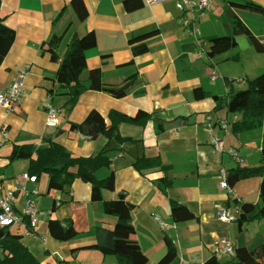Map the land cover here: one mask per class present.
<instances>
[{"label": "crops", "instance_id": "obj_1", "mask_svg": "<svg viewBox=\"0 0 264 264\" xmlns=\"http://www.w3.org/2000/svg\"><path fill=\"white\" fill-rule=\"evenodd\" d=\"M70 1L0 0V16L16 31L15 41L0 64V90L7 89L16 80L19 68L30 65L20 106L8 112L0 105V131L8 133L0 145V163L5 166L1 168L0 179L5 187L11 188L13 179L27 172L29 165V159L20 156L26 160L25 170L13 166L11 174L6 176L9 171L6 160L11 164L15 145L32 144L37 149L53 139L74 155L90 156L107 146L109 139L104 135L84 138L71 129L72 123L82 122L93 109L99 111L108 124L112 110L127 116L144 110L153 114L146 124L120 125L123 136L139 142L120 144L114 139L109 143L113 164L111 169L100 172L107 176L110 170L115 171L116 190H105L104 198L112 199L125 192L136 206L132 212L133 237L140 243L143 255L149 258L148 264H158L165 255L166 237L178 251L171 264H204L214 255L221 264L230 261L236 264L237 258L217 251V245L225 237L243 252L257 247L264 242V215L240 225L238 221H222L219 212L230 209L239 217L241 212L252 210L260 201L261 177L240 180L228 191L221 186V172L260 165L263 138L233 134L231 125L226 129L222 121L231 123L240 115L231 116L226 109L216 111L214 108L218 98L229 90L227 78H242L243 83L234 84L238 89L257 78L264 89V57L259 59L255 55L254 70L245 68L244 72L233 73L232 62L212 65L207 56L208 38L227 34L231 15L239 13L264 42V0H215L204 17L193 20L190 29L184 28L183 17L185 14L192 18L194 14L177 9L175 0H86L90 14L76 23L70 34L82 36L95 32L97 45L86 52L89 69L100 68L106 82L116 85L131 74L136 73L137 77L133 89L117 97L86 89L75 108L67 113L63 106L68 96L51 95L50 90L61 87L57 78L59 65L43 43L54 23L58 24L71 12L67 8L55 22ZM70 34L59 49L62 55ZM238 40L242 50L254 49L246 36L241 35ZM142 43L147 44L150 51L133 57V47ZM214 72L216 79H213ZM84 84L88 86L89 82L85 79ZM198 87L209 95L196 98L194 91ZM45 103H53L61 110L59 127H47ZM179 116L186 119L183 124L167 125V121ZM210 116L212 134L221 141L222 151L213 143L206 126ZM233 150L238 152L240 160L232 155ZM143 154L158 159V165L137 170L134 161ZM163 177L172 180L167 190L159 185ZM28 186L39 190L38 195L31 197L42 214L37 217L35 233L24 235L23 241L42 264H119L116 256L104 255L91 247L96 243L97 228H112L116 219L104 212L102 202L91 200L90 183L77 179L69 193L48 192L46 174L36 184L28 183ZM172 200L188 206L197 218L175 222L171 215ZM21 208L22 200L17 203V209ZM156 216L167 224L166 228L160 226ZM50 218L71 219L78 236L66 242L55 239L48 228ZM16 229L21 233V227L12 230Z\"/></svg>", "mask_w": 264, "mask_h": 264}, {"label": "trees", "instance_id": "obj_2", "mask_svg": "<svg viewBox=\"0 0 264 264\" xmlns=\"http://www.w3.org/2000/svg\"><path fill=\"white\" fill-rule=\"evenodd\" d=\"M67 8L71 12L61 19ZM90 14L86 0H71L63 8L62 13L57 17L61 21L54 26L43 43L44 47L52 55V59L58 63L57 78L61 82V87L57 90H50L51 95L63 94L68 96L63 109L70 113L77 105L82 93L90 88L104 91L112 96H120L125 92L131 91L134 87L137 74L129 75L122 84L116 85L106 82L100 68L89 69L86 52L97 45V37L94 31L79 36L71 33L72 27ZM229 32L225 35H214L208 38L209 48L207 56L215 66L224 62H239L240 50L238 37L244 35L248 38L251 46L259 53H264V42L261 36L256 35L243 16L239 13L231 15ZM64 54L59 53V49L68 37ZM16 38V31L8 26L5 19L0 16V64L6 58ZM150 51L147 44L142 43L133 47V57L146 54ZM133 62V61H132ZM85 77V78H84ZM89 85L84 84V80ZM236 79H226L228 92L218 98L215 110L226 109L228 113L239 114V118L234 119L231 131L235 135L244 136L245 134L255 135V139L263 138L261 149V164L255 167L239 166L227 173L229 186L233 189L240 180L261 177L260 201L249 212H241L237 221L242 225L260 219L264 215V89L261 88L259 79L249 80L246 88H235ZM196 98H205L209 95L202 87L194 91ZM110 124L105 117L97 110L93 109L88 116L80 123H72L71 129L76 130L82 135L95 139L104 135L111 140H116L120 144L137 143L138 140L123 136L120 132V125L130 123L144 125L153 118V114L144 110H139L134 116H127L121 112L112 110L110 112ZM182 116L167 121L168 126H177L185 122ZM162 125L164 122L161 123ZM58 130L57 133H59ZM105 146L96 154L90 156L74 155L63 144L50 139L48 145L34 148L32 144L15 145L11 159L25 156L29 159L27 173L36 176L39 180L43 174L48 175V192L52 190L62 193H69L73 183L80 179L91 184V200L102 202L104 212L115 217V225L110 228L99 226L96 232V243L91 245L102 252L104 255H114L118 258L119 264H148L149 258L143 255L140 243L133 237L135 226L132 212L136 206L127 199L125 192H121L112 199H105V190H116V174L114 170L99 178L98 173L103 169H111L113 158L111 148ZM156 158H150L143 154L136 157L134 167L142 171L158 165ZM163 190H167L172 185V180L163 177L159 181ZM237 201V199H235ZM56 209V202L53 210ZM171 215L175 222H184L197 218L196 214L188 206L175 200L171 201ZM50 234L57 240L69 241L78 236L71 219L48 220ZM24 236L19 229L12 230L9 227H0V264H42L23 241ZM165 242L167 251L160 259L158 264H171L178 256L176 245L166 237ZM236 264H264V242L250 251L243 252L236 250ZM204 264H221L214 255L206 260ZM224 264H232L226 262Z\"/></svg>", "mask_w": 264, "mask_h": 264}, {"label": "built area", "instance_id": "obj_3", "mask_svg": "<svg viewBox=\"0 0 264 264\" xmlns=\"http://www.w3.org/2000/svg\"><path fill=\"white\" fill-rule=\"evenodd\" d=\"M157 2H166L169 0H156ZM175 5L177 9L184 13H193V17H189L184 14L183 25L184 28L190 29L193 20L195 18L204 17L206 12L209 11L215 0H175ZM30 65H24L18 69L19 76L16 80L5 90H0V105L3 106L8 112L15 111L21 104L22 97L25 93V77L28 74ZM217 78V73H213V79ZM242 78L236 79L235 83H243ZM45 108L47 111L46 125L49 128H57L62 123L61 110L56 107L53 103H45ZM207 128L211 132L212 141L219 150H223V146L217 138L212 134L213 122L211 116L208 117ZM222 126L226 129L229 128L230 123L226 120L222 121ZM175 133L177 131L175 130ZM84 135H82L83 137ZM8 137V133L5 130L0 131V145L5 142ZM84 138H88L84 136ZM232 155L240 160L238 152L236 150L232 151ZM227 171L222 170V182L221 186L225 187L228 191H232V188L228 184ZM38 179L36 176H32L27 172L21 173L14 182V186L7 189L0 179V227H9L11 229L15 227H21V234L31 235L35 233L37 227V217L42 214L37 208V205L32 194L38 195L39 190L37 188H30L28 183L36 184ZM22 200V208L19 211L17 209V203ZM219 217L225 222L237 221L238 217L231 212L230 209H222L219 212ZM156 220L159 222L160 226L164 229L167 224L158 216ZM217 251L222 250L228 254L232 259L236 258V247L234 246L232 240L229 238H222L219 245L216 248Z\"/></svg>", "mask_w": 264, "mask_h": 264}, {"label": "rangeland", "instance_id": "obj_4", "mask_svg": "<svg viewBox=\"0 0 264 264\" xmlns=\"http://www.w3.org/2000/svg\"><path fill=\"white\" fill-rule=\"evenodd\" d=\"M239 50H240V54H241L240 61L239 62H232L234 64V66H233L234 67L233 68V73H236V74L241 73V72H244V69L245 68H248V69L250 68L251 70H254V67H255V59H256L255 58V55H257V57H260L259 59H261V57H264V53H257L253 48H250V50H245V49L242 50V48L239 45ZM246 87H247V84L244 85V88H246ZM232 114L233 113H231V116H232ZM238 115H242V114L239 113ZM9 161L10 160H6V163H8V165L6 164L8 166L6 169L9 170L7 172V175L6 176H8V175L11 174L10 171H11V169H12L13 166L18 167V168H22V170H25V168H26L25 167V165H26L25 158H21V157H19V158H13L11 164H9ZM1 164L2 163H0V171H1V168L4 169V167H5L4 166V163H3V166H1ZM0 173H2V171ZM45 175L46 174H43L42 176H45ZM98 176H99V178L105 177L103 175V173H101V172L98 173ZM15 180H16V178L13 179V184H14ZM13 186L14 185H12V187ZM7 189H10V187H8Z\"/></svg>", "mask_w": 264, "mask_h": 264}]
</instances>
